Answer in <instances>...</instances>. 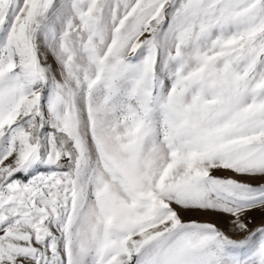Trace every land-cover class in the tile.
Wrapping results in <instances>:
<instances>
[{"label": "snow or ice", "instance_id": "snow-or-ice-1", "mask_svg": "<svg viewBox=\"0 0 264 264\" xmlns=\"http://www.w3.org/2000/svg\"><path fill=\"white\" fill-rule=\"evenodd\" d=\"M0 264H264V0H0Z\"/></svg>", "mask_w": 264, "mask_h": 264}, {"label": "rangeland", "instance_id": "rangeland-1", "mask_svg": "<svg viewBox=\"0 0 264 264\" xmlns=\"http://www.w3.org/2000/svg\"><path fill=\"white\" fill-rule=\"evenodd\" d=\"M196 219H206L210 220L212 222H216L222 229L227 230V218L217 217V216H198L195 217ZM254 224L252 225L255 227L256 225H259L261 223V217L259 213L253 214Z\"/></svg>", "mask_w": 264, "mask_h": 264}]
</instances>
